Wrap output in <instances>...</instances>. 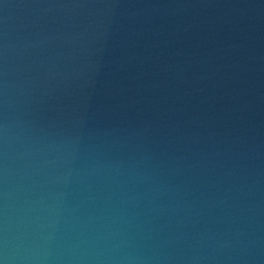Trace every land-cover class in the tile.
Listing matches in <instances>:
<instances>
[{
	"label": "water",
	"instance_id": "95a60500",
	"mask_svg": "<svg viewBox=\"0 0 264 264\" xmlns=\"http://www.w3.org/2000/svg\"><path fill=\"white\" fill-rule=\"evenodd\" d=\"M0 264H264V0H0Z\"/></svg>",
	"mask_w": 264,
	"mask_h": 264
}]
</instances>
